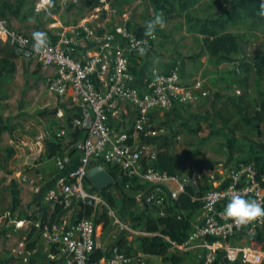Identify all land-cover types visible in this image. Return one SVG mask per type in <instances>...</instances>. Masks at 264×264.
Instances as JSON below:
<instances>
[{"label":"built area","instance_id":"2783aa9c","mask_svg":"<svg viewBox=\"0 0 264 264\" xmlns=\"http://www.w3.org/2000/svg\"><path fill=\"white\" fill-rule=\"evenodd\" d=\"M124 17L126 21L128 17ZM0 42L12 46L17 54L33 56L50 70V90L75 106L71 124L84 132L83 137L72 140L66 129L58 130L62 147L52 156L58 174L46 191L34 189L36 194H43L35 218L9 220V227L14 226L15 231L24 225L34 226L47 245L46 261L39 264H147L152 255L141 250L127 254L115 246L93 259L96 249L101 250L102 221L94 216L97 210L117 231L125 233L128 241L134 234H157L176 254H193L200 264H219L221 256L230 263L264 264L263 251L228 242L239 232H256L263 227L264 219L236 227L222 215L233 192L264 204V172L256 173L253 161L236 163L224 182L202 192L199 213L181 241L159 232L132 228L118 216L107 193L96 189L86 177V171L97 164L114 166L118 178L126 179V187L133 180L145 186V191L135 199L139 206L151 208L160 216L173 206L185 185L199 183L197 167L171 174L155 165L156 144L152 139L157 138L159 129L152 122L151 113L191 102L196 92L200 91L202 96L206 92L201 91L200 79L185 82L177 67L165 71L152 69L145 87L134 84L130 59L139 53V47L146 52L151 49V37L137 36L126 23L109 30L101 23L82 21L47 35V46L37 53L33 51L32 34L13 29L0 17ZM82 43H92L94 48L77 58L75 53ZM126 105L131 111L125 110ZM122 115L131 121L128 130L112 126V119L125 121ZM69 208L74 215L72 220L60 215ZM84 209L88 210L86 214ZM8 214L6 211L3 217ZM24 230L21 239L11 245L10 257L1 264H31L37 258V245H32L27 237L29 229Z\"/></svg>","mask_w":264,"mask_h":264},{"label":"rangeland","instance_id":"374dc122","mask_svg":"<svg viewBox=\"0 0 264 264\" xmlns=\"http://www.w3.org/2000/svg\"><path fill=\"white\" fill-rule=\"evenodd\" d=\"M7 1L21 5L20 18L7 16L3 19L13 29L25 34L42 31L53 35L57 30L76 25L84 19L97 20L109 30L126 23V27L133 30L137 26H145L154 15L162 12L164 28L157 27L149 51L132 59L131 73L137 75L141 71L140 79L145 84L149 81L152 69L165 71L177 67L185 82L200 79L201 91H205L206 95L196 92L193 101L176 104L156 115L152 122L159 130L157 138L152 142L157 145L167 143L164 149L177 156V174L192 167L200 169V186H218L240 159L254 153L264 156V121L259 120L264 117V77L258 76L253 68L254 56L264 52V19L245 17L242 21L229 24L226 31L236 35L238 50L214 57L205 51L202 35L196 30L195 23L221 13L224 8L231 6L233 0H200L185 11L174 3L170 4L169 9L157 11L150 0H97V6H84L82 0ZM94 7L98 9L95 10ZM92 15H96V18ZM124 16L128 17L126 21ZM1 59H6L7 63L0 64V252L4 248L9 250L14 239L20 240L24 231L23 226L19 236L15 233L14 226L9 227V220L18 213L8 210L9 196L6 187L16 171L29 175L36 171L34 164L40 158L50 178L58 174L52 157H47L45 151L36 154V148H39V140L43 145L47 138L62 141L58 130L69 128L66 118L71 119L75 113V106L68 99L59 97L50 90V72L33 56L17 54L12 46L0 42V61ZM10 63L13 64V69H10ZM125 110L129 112L131 108L126 105ZM123 124L131 125L128 117ZM211 130H219V134L208 135ZM25 138L33 143V151L21 142ZM229 138H234L236 145L227 146ZM60 147L62 146L59 145V149ZM9 148L13 149L10 155ZM105 166L114 178L107 197L116 213L132 228L145 230L142 215H155L151 208L143 213V207L135 199L139 192L145 191V186L133 180L126 187L125 182L122 183L116 175V168L112 165ZM16 182L21 187L20 196H24L22 182ZM52 182L53 180L45 182V185L51 186ZM33 196V200L29 197L27 201L23 200L26 204L20 206L30 218L35 217L34 212L40 205L43 194L35 193ZM6 211L10 214L4 218ZM65 214L68 219H74L72 208L60 215ZM94 216L102 221L99 242L101 251L103 249L107 253L115 241L126 234L117 231L102 211H95ZM139 236L134 234L131 237L134 248L137 247L136 237ZM228 242L232 245H247L264 252V227L252 234L239 232L228 239ZM124 249L121 251L126 252ZM168 254L175 256L176 260L168 255L165 261H159L152 255L147 259V264H200L193 254H176L170 248ZM219 264L241 263L227 262L221 256Z\"/></svg>","mask_w":264,"mask_h":264},{"label":"trees","instance_id":"16d2710c","mask_svg":"<svg viewBox=\"0 0 264 264\" xmlns=\"http://www.w3.org/2000/svg\"><path fill=\"white\" fill-rule=\"evenodd\" d=\"M199 1L200 0H150V4L155 6L156 10L159 11L162 9H169L170 4L174 3L180 10L185 11L193 5L197 4ZM13 2L0 0L1 18H5L7 16L20 18L19 15L21 11V5L15 4ZM82 3L84 6H97L99 4V1L82 0ZM259 3L260 0H233L231 6L229 8H224L221 13L219 12L218 14L206 17L199 23H195L197 32L202 35V43L204 49L209 56L214 57L220 53L231 54L237 52V37L235 34L226 31V27L229 24H234L242 21L245 17L256 20H263L264 18L257 15ZM188 20L191 21V17L188 16ZM133 31L137 36H145V26H137L133 29ZM1 63L5 64L7 63V60L1 59L0 64ZM10 64V69H13V64ZM253 68L258 76L264 77V52L254 56ZM66 119H68L66 121H69L70 124L69 128H66L68 134L70 135V138L72 140H75L77 138L83 137L84 132L78 127L74 128L69 117H67ZM259 120L264 121V117H260ZM216 134H219V130H211L208 133V135ZM44 145L47 157H51L61 150V147L59 149V145H61L59 139L56 141L54 139L47 138V140H45L44 142ZM226 145H236L234 138H229L226 142ZM166 146L167 143L164 142L160 145H156L155 165L161 169H164L168 173L176 174L177 156L164 149V147ZM8 151L9 155L13 153V149L11 148H9ZM240 160L243 162L253 161L256 173L260 174L264 172V156L262 155L254 153L252 155H249L247 158ZM120 181L124 183L126 182V179L124 177H121ZM110 186L104 189L107 195ZM207 188L208 185H185L184 191L179 194L176 200H174L173 206L166 211L165 215L162 216L156 214L153 215L151 213L150 215H148L147 213H145L148 207H144L143 213H145V215H142L141 219H144L143 225L145 230L150 232H159L161 234L168 235L172 240L181 241L190 226L191 220L199 213V209L201 207L199 198L202 192ZM6 190L9 196L8 210L10 212H17L18 214L15 216L17 219H30V217L24 214V212L20 209V188L18 187L16 180H10V183L6 187ZM193 197H195V199H193ZM87 212L88 210L84 209V213L86 214ZM84 213L79 212V215H83ZM136 242L137 247L134 248L135 245L122 236L115 241L113 246H115L118 250L125 248L124 250L126 252H131L130 254H132L136 250H141L149 255L159 256L163 261H165L167 259V256L169 255L168 243L157 234L136 237ZM103 254L104 252H102L100 249H96L92 257L93 259H98ZM169 256L171 259L176 260L175 256Z\"/></svg>","mask_w":264,"mask_h":264},{"label":"crops","instance_id":"0c3cea01","mask_svg":"<svg viewBox=\"0 0 264 264\" xmlns=\"http://www.w3.org/2000/svg\"><path fill=\"white\" fill-rule=\"evenodd\" d=\"M94 9L97 10L98 7H94ZM92 16H95L94 18H96V15H92ZM82 21H86L88 24L99 23V21H97V20L96 21H94V20H88L87 21L86 19H84ZM92 48H94V45L92 43H87V44L82 43V44H80L77 47V51H76L75 55L77 56V58L82 57V55H83V53H84L85 50L92 49ZM135 56H142V55H140L138 53V54H135L134 56H132V58L130 59V65H131L132 59ZM49 72H50V70H49ZM141 75H142L141 74V71H138L137 72V75H134V84H136L140 88H143V87L146 86L145 85L146 83L145 84H142L145 81H142L140 79V76ZM162 111H154V112H152L151 113L152 121L154 120V117L156 115H158L160 112L162 113ZM122 117L124 118L123 115H122ZM126 117L127 116L125 115V119H126ZM111 121L114 124L112 126L114 128H116L117 130H128L130 128V125H124L125 123L124 124L123 123H120V120L119 119H112ZM154 125H156V124H154ZM37 139L39 140L40 138H37ZM21 142L23 144L28 145L30 147V149H32V151L34 150L35 147L33 146V143H30L29 142V139H27V138L22 139ZM38 143H39V148L38 147L36 148L37 149V153L36 154H40V153L42 154V152L45 151V146L43 145V143L40 140H39ZM40 160H42V158H40ZM40 160L35 162L34 167H36V171H32L31 172V175H29V174H23L20 171H16L15 174L13 175V177H12L14 180L19 181V182H22L21 185L24 186V187H22L23 188L22 190L25 191L24 196L22 194L20 196V198H21V205L22 204H26V202H24V201H27L29 199V197H30L31 200L34 199V196L33 195L35 194L34 189L36 187L41 188V192L46 191L48 189V187H50V186L45 185L46 184L45 182H50L54 178V177L53 178H50L49 177V175H48V173L46 171V168L43 167V163ZM42 167L44 169H42ZM37 168H38V170H37ZM20 193H21V187H20ZM27 195H28V197H27ZM34 215L36 216V211L34 212ZM65 216H66V214H65ZM66 217H68V215ZM34 218H30V219L33 220ZM24 228L29 229L28 236L27 237L30 240V242H31L32 245H37V249H38L37 258L31 264H39V263H42V262L46 261V254H45V252H46V249H47V245L44 243V241L42 239H40L38 237L37 232H36L34 226H29V225L26 226V225H24ZM23 232H25V230L22 231V233H21V230H16L15 231V233L18 234L19 236H20V233H21V237L24 235ZM9 236L10 235H8V237ZM14 240H17V238L14 239ZM0 253L2 254V257L0 258V261H5L8 257H10V252L6 248L2 249V251ZM153 257H154L155 260H159V261L162 260L159 256H154L153 255ZM51 264H53V263H51Z\"/></svg>","mask_w":264,"mask_h":264},{"label":"clouds","instance_id":"9594fccd","mask_svg":"<svg viewBox=\"0 0 264 264\" xmlns=\"http://www.w3.org/2000/svg\"><path fill=\"white\" fill-rule=\"evenodd\" d=\"M257 15L264 18V0H260ZM164 26L165 21L161 12L146 22L144 35L154 39L157 27L163 29ZM32 38L34 42L33 51L40 53L47 46V34L42 31H35L32 33ZM142 43L146 44L147 41ZM145 52L144 47H139L140 55H144ZM222 215L236 227H243L251 222L264 219V204L255 199L245 198L244 195L238 192H233Z\"/></svg>","mask_w":264,"mask_h":264},{"label":"water","instance_id":"95a60500","mask_svg":"<svg viewBox=\"0 0 264 264\" xmlns=\"http://www.w3.org/2000/svg\"><path fill=\"white\" fill-rule=\"evenodd\" d=\"M88 181L98 190H104L112 185L114 180L101 164H97L86 171Z\"/></svg>","mask_w":264,"mask_h":264}]
</instances>
